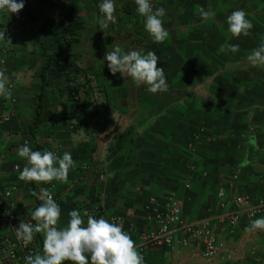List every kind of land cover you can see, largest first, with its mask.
Returning a JSON list of instances; mask_svg holds the SVG:
<instances>
[{
	"label": "crops",
	"instance_id": "crops-1",
	"mask_svg": "<svg viewBox=\"0 0 264 264\" xmlns=\"http://www.w3.org/2000/svg\"><path fill=\"white\" fill-rule=\"evenodd\" d=\"M152 1L165 9L161 19L169 35L161 44L146 32L134 0H115L116 21L105 30L95 22L102 0H61L75 9L78 21L61 48L55 34L58 4L24 0L20 12L28 26L0 12V31L12 40V45L0 41L4 76L17 98L15 132L0 134V177L18 186L14 198L24 216L41 203L32 193L48 188L18 179L14 166L23 170L25 161L17 153L25 141L33 151L59 156L67 151L76 162L68 181H55L52 189L61 207L58 227L66 226L68 213L93 197L105 219L120 215L126 226L134 224L128 233L136 243L137 232L153 226L143 208L149 196L162 200L173 194L185 221L213 217L220 211L216 190L233 171L238 175L233 193L264 198V68L247 61L264 43V0ZM197 6L215 16L182 22L186 15L198 14ZM236 10L253 23L247 37L229 38L227 16ZM59 35H64L62 29ZM225 43L239 45V51L219 52ZM116 45L125 52L154 51L167 90L151 94L131 78L113 76L101 60ZM67 72L91 76L99 93L96 108L77 109L69 96ZM72 119L76 123L70 129ZM201 126L205 131L191 143ZM78 177L83 181L77 186ZM259 218L264 214L253 220ZM251 221L241 219L233 232L215 226L217 238L232 253L230 260L221 255L206 260L201 244L190 240L175 250L149 247L145 264H264V230L246 232ZM35 244L42 253V234Z\"/></svg>",
	"mask_w": 264,
	"mask_h": 264
},
{
	"label": "clouds",
	"instance_id": "clouds-1",
	"mask_svg": "<svg viewBox=\"0 0 264 264\" xmlns=\"http://www.w3.org/2000/svg\"><path fill=\"white\" fill-rule=\"evenodd\" d=\"M137 13L144 17V28L156 44L163 43L169 33L163 26L161 19L165 15V9L160 7L153 9L151 0H134ZM24 0H0V12L17 14L24 8ZM100 17L95 21L101 30L109 27V23H115V0H102L98 5ZM197 12L203 21L215 16L210 10L197 6ZM227 32L229 38L247 37L253 28V23L247 19L243 10L233 11L227 16ZM0 41L12 45L10 37L6 38L5 31H0ZM236 53L239 45L225 43L219 48V52ZM107 62V68L115 76L120 73L124 78H131L137 86H145L151 94L167 90L166 76L163 67H158L159 57L154 51L143 54L140 50L122 51L116 45L111 51H107L103 60ZM247 61L253 67L264 68V43L253 49L247 56ZM6 80L0 72V94L6 92ZM7 98V95L5 96ZM18 156L25 161L23 170L19 171L18 179L24 182H34L37 185L50 184L52 181L66 183L70 169L75 166L71 153L65 151L62 156L50 150L33 151L27 141L18 150ZM38 196L41 201L34 211L29 213L32 222L21 220L15 228L16 238L27 247L36 234H42V253L25 257L26 264H145L144 257L138 250L135 241L122 227L109 220L78 210L68 213L70 219L66 226L58 227L61 217V207L54 200L52 192L48 188H41ZM84 217H87L85 222ZM264 230V218L252 220L246 232Z\"/></svg>",
	"mask_w": 264,
	"mask_h": 264
},
{
	"label": "built area",
	"instance_id": "built-area-1",
	"mask_svg": "<svg viewBox=\"0 0 264 264\" xmlns=\"http://www.w3.org/2000/svg\"><path fill=\"white\" fill-rule=\"evenodd\" d=\"M153 9L155 3L151 0ZM13 20L25 26L29 25V20L21 13L13 14ZM12 25L9 24V28ZM5 57L0 54V72L4 75ZM69 76L68 87L69 96L76 104L77 109L82 111L96 108L99 99L98 91L93 87V81L88 74H73L67 72ZM5 78V76H4ZM6 80V78H5ZM6 92L0 94V134L5 137L11 136L15 132V104L16 95L13 92V83L6 80ZM7 95V98L5 96ZM76 120L72 119L68 127L73 129ZM205 131L203 126L193 134L191 143L197 141L199 135ZM212 139V138H211ZM190 151L194 150V145L189 144ZM193 169V166H191ZM17 170V165L14 166ZM206 174V172H203ZM237 172H232L228 181L219 184L216 190V197L219 201L220 211L213 217H204L192 221H185L181 217V202L173 195L169 194L160 200L155 196H149L144 203L145 220L153 226L140 229L137 232L136 245L138 250L145 257L149 247H167L171 250L188 245L190 240H195L201 244V256L206 260H213L221 257L226 260L233 258L227 246L217 238L214 230L216 225H221L228 232H233L239 225L241 219L253 220L264 214V198L253 200L248 193H233L232 189L237 180ZM101 178V176H100ZM82 178L75 181L81 183ZM55 180L48 184V189L52 192ZM15 183L5 184L0 177V264H26L25 257L29 254H36L37 248L34 240L24 246L15 235V228L19 226L21 220L32 222L30 216H24L18 210V202L14 198L17 191ZM189 187V184H186ZM53 195V193H52ZM54 198V196H53ZM36 208V207H35ZM33 209V211L35 210ZM83 216L85 210L96 218H104L101 204L96 198H91L86 203H80L75 207ZM85 222L87 217H84ZM109 222L119 224L125 232L134 229V224L128 226L124 223L120 215H111ZM254 251L251 252L253 254Z\"/></svg>",
	"mask_w": 264,
	"mask_h": 264
},
{
	"label": "trees",
	"instance_id": "trees-1",
	"mask_svg": "<svg viewBox=\"0 0 264 264\" xmlns=\"http://www.w3.org/2000/svg\"><path fill=\"white\" fill-rule=\"evenodd\" d=\"M41 1H47L48 3L58 4L60 7V16L57 20H55V34L56 38L58 39L60 48L65 45V43L68 41L66 39V36L68 34L72 33V26L76 24V12L75 9L72 7L66 6L64 3L61 2V0H41ZM49 24V22H46ZM63 30V36L60 37L59 30ZM63 38V40H62ZM40 102L38 104V110L40 111Z\"/></svg>",
	"mask_w": 264,
	"mask_h": 264
},
{
	"label": "rangeland",
	"instance_id": "rangeland-1",
	"mask_svg": "<svg viewBox=\"0 0 264 264\" xmlns=\"http://www.w3.org/2000/svg\"><path fill=\"white\" fill-rule=\"evenodd\" d=\"M195 17L193 15H186V20L185 21H182V22H185V23H195V22H199V14H194ZM178 22L181 21V20H177ZM183 25V24H181Z\"/></svg>",
	"mask_w": 264,
	"mask_h": 264
}]
</instances>
